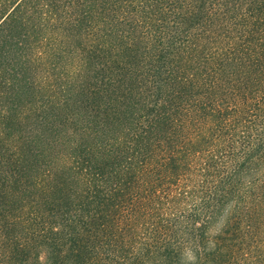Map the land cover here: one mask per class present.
<instances>
[{
  "label": "trees",
  "instance_id": "1",
  "mask_svg": "<svg viewBox=\"0 0 264 264\" xmlns=\"http://www.w3.org/2000/svg\"><path fill=\"white\" fill-rule=\"evenodd\" d=\"M0 264H264V0H0Z\"/></svg>",
  "mask_w": 264,
  "mask_h": 264
},
{
  "label": "rangeland",
  "instance_id": "2",
  "mask_svg": "<svg viewBox=\"0 0 264 264\" xmlns=\"http://www.w3.org/2000/svg\"><path fill=\"white\" fill-rule=\"evenodd\" d=\"M214 234H215V232H214V230L212 231V235L214 236Z\"/></svg>",
  "mask_w": 264,
  "mask_h": 264
}]
</instances>
